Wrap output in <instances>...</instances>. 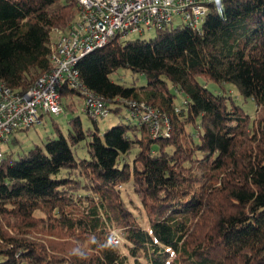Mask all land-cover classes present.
<instances>
[{"label":"trees","instance_id":"1","mask_svg":"<svg viewBox=\"0 0 264 264\" xmlns=\"http://www.w3.org/2000/svg\"><path fill=\"white\" fill-rule=\"evenodd\" d=\"M78 14V0H0V82L27 91L50 72L54 30ZM77 67L83 86L61 89L64 110L84 108L87 90L139 122L102 132L77 115L43 147L4 155L0 264H264V0L211 4L196 29L114 36ZM122 69L133 83L112 79ZM226 83L255 101L254 118ZM130 100L155 108L162 130L168 119L170 136Z\"/></svg>","mask_w":264,"mask_h":264},{"label":"built area","instance_id":"2","mask_svg":"<svg viewBox=\"0 0 264 264\" xmlns=\"http://www.w3.org/2000/svg\"><path fill=\"white\" fill-rule=\"evenodd\" d=\"M224 0H78L79 14L67 29H55L52 43L53 69L43 74L27 91L12 89L0 82V161L2 145L17 131L41 124L46 114L64 113L61 89L83 86L78 63L88 54L108 45L114 36L124 39L130 33L144 34L146 28H164L182 15L191 28H200L211 4ZM84 111L93 118H105L110 106L93 92L85 91ZM133 114L146 122L154 136H170L168 119L162 130V116L145 102L130 100ZM111 242L124 246L120 229H115Z\"/></svg>","mask_w":264,"mask_h":264},{"label":"rangeland","instance_id":"3","mask_svg":"<svg viewBox=\"0 0 264 264\" xmlns=\"http://www.w3.org/2000/svg\"><path fill=\"white\" fill-rule=\"evenodd\" d=\"M185 23L184 17L182 15H175L173 18V23L169 25V27H177V26H183ZM65 30V29H64ZM158 33V29L156 27H149L146 28V31L144 34L139 33H130L127 35L124 40H130V39H150L152 37H155ZM136 78V75L131 72L130 70H120L119 73H116L112 76V79L117 83H125L127 85L133 83L134 79ZM139 85H142L146 82V77L144 75H139V78L137 80ZM210 88L214 91L219 90V87L215 83L209 84ZM226 88L230 91L231 95L234 97L235 101L242 107L243 112L245 114H248L251 116V118H254L256 113V103L253 99L249 98L246 100L239 92L238 88L232 84V83H226ZM172 90L174 93L177 94L176 96V102L178 105H182L185 101V95L182 92L177 91L175 88L172 87ZM64 100L65 97H64ZM112 107V105H111ZM110 107V109H111ZM155 109V108H154ZM81 116L84 126L86 128L93 127V122L88 118L86 112L84 111V108L79 106L77 109V112L75 114L69 112L68 110H64V113L60 115H54V114H46L43 117L41 124H36L28 129L17 131L14 133L10 140L8 142H5L2 147L5 152V154L14 153V156L18 157L19 154H23L24 152L28 151L30 148L34 147L35 145H39L43 147L45 145V142L47 141V136L57 137V130L55 127V124H57L60 129L63 131V133H68V130L70 128L69 120L73 116ZM131 119V121L138 123V118H133L131 112L127 107H123L121 109V113H115L111 110L110 114L105 118H98V126L100 130L103 132L105 129L118 124L121 121L127 122ZM79 156L84 155V151L78 150L77 153ZM131 186V185H130ZM128 186V190H131V187ZM122 252L128 256L125 242L124 246L120 247ZM129 261L132 262V260L128 257Z\"/></svg>","mask_w":264,"mask_h":264}]
</instances>
